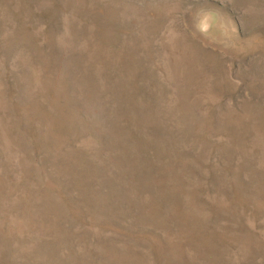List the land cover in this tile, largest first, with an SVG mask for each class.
<instances>
[{"label": "rangeland", "instance_id": "rangeland-1", "mask_svg": "<svg viewBox=\"0 0 264 264\" xmlns=\"http://www.w3.org/2000/svg\"><path fill=\"white\" fill-rule=\"evenodd\" d=\"M0 264H264V0H0Z\"/></svg>", "mask_w": 264, "mask_h": 264}]
</instances>
